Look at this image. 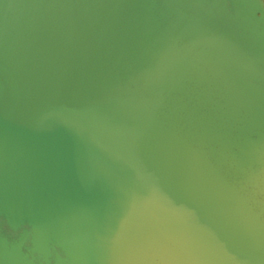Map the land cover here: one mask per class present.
I'll list each match as a JSON object with an SVG mask.
<instances>
[{"label":"water","instance_id":"obj_1","mask_svg":"<svg viewBox=\"0 0 264 264\" xmlns=\"http://www.w3.org/2000/svg\"><path fill=\"white\" fill-rule=\"evenodd\" d=\"M0 264H264L260 0H0Z\"/></svg>","mask_w":264,"mask_h":264},{"label":"rangeland","instance_id":"obj_2","mask_svg":"<svg viewBox=\"0 0 264 264\" xmlns=\"http://www.w3.org/2000/svg\"><path fill=\"white\" fill-rule=\"evenodd\" d=\"M261 1V3L264 5V0H260Z\"/></svg>","mask_w":264,"mask_h":264}]
</instances>
